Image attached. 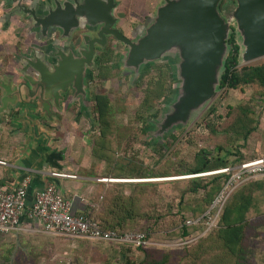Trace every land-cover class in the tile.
<instances>
[{
  "label": "rangeland",
  "instance_id": "rangeland-1",
  "mask_svg": "<svg viewBox=\"0 0 264 264\" xmlns=\"http://www.w3.org/2000/svg\"><path fill=\"white\" fill-rule=\"evenodd\" d=\"M117 2L119 27L128 39H130L132 31L149 24L157 7L162 4V0H117ZM11 7H6L3 3H0V19L2 22L6 20L4 14L11 12H8ZM235 7V0H223L220 3L219 11L221 14L225 12V15H227ZM20 16L23 18L24 25L27 21V25H22L19 19L13 20L14 26L10 29L9 39L13 44L19 37L17 48L20 51L14 55L12 65L14 63L18 64L15 58L18 53V56H21L22 51L24 52L25 49L29 51V46L25 44V41L31 38L30 35L37 36V33L31 30L29 20L24 15ZM232 34L241 53V39L235 32H232ZM117 44V42L109 44V46H112L111 51L118 55L115 62L117 64H113L112 77L101 80L95 72L86 98V101H89V99H93L94 95L99 94L106 95L109 98L111 116L105 122L107 124L106 129L102 131L95 106H86L85 109L77 102L71 108V111L70 108L66 109L67 115L70 114L71 116L72 120L70 121L73 122L70 126V132L75 136L73 143L76 147L75 153L77 156H75L82 163V159L87 158L89 155L95 158L94 152L99 148L112 161V164H108L107 160V162L101 161L100 168L96 167V174L103 176L102 178L98 177L99 181L105 180L106 184L104 188H100L93 193L90 200H94L99 196L102 197L111 185L120 183L123 185L124 193L129 194L133 185L138 182L154 184L158 192L150 189V192H148L150 199L143 200L141 205L145 209L147 207L150 210L157 209L165 217L164 221L167 222H160L154 228L151 235L148 236L149 246L146 249L147 251H161L169 254L178 253L196 240L193 238L185 241L175 234L177 229L170 230L172 223L177 225L181 221V216L178 215L179 212L176 207L179 198L187 190L191 179L200 178L205 183L212 177L203 175L205 173L184 175L174 172L181 170L185 165L191 164L201 150H212L218 145H227V149L234 154L240 150L243 156L255 157V152L258 149L255 160L264 158V89L256 85L242 86L237 90L218 89L215 97L201 110L193 114L186 124L174 127L169 133L161 136L157 134L159 124L163 121L164 115L172 111L175 102L173 96L180 87V81L175 72L180 62L179 57L177 55L167 56L170 59L165 58L157 63L150 64V69H147L149 66L146 65L141 70V76L136 78L135 73L121 66L120 58L126 54L127 48ZM258 64H264V58L249 64L239 63L238 67ZM165 65L171 67L172 70V81L167 86V89L170 88L168 93L170 96L167 99H160L159 103L157 102L158 104L156 103L148 112L143 113L141 106L148 88V82L153 79L154 82L160 83L163 77L162 74H159L160 76L153 73L151 75L147 74L151 69L155 70L158 66L166 68ZM164 68L161 71L166 72L167 69ZM245 103L251 104L255 110V118L258 119L260 124L256 134L248 140L246 147L245 145L242 147L241 142L227 144L228 137L224 134L218 133L213 136L209 132L208 126L213 124L220 127L227 124L229 122L227 113L230 109H236L239 105ZM211 108H215L214 114L209 113ZM84 113L89 115L85 125L82 118ZM217 154L218 152H214V155ZM232 159L235 158L232 157L230 160ZM248 160L243 158V162H248ZM236 165L238 164L236 163ZM139 171L143 174H149V176L143 179H137V176L132 177L133 173ZM165 171L171 172V174L163 176L158 174ZM210 172L212 171L206 173ZM113 173H122L123 175L121 178L115 179L111 177ZM153 173L155 175L150 176ZM109 180H113V182ZM134 180L141 181L132 182ZM193 200L194 198L190 202ZM93 207L92 204L90 208L93 209ZM166 213L169 215H166ZM180 213L186 218L191 216L189 212L184 210ZM198 235L200 236L201 233ZM24 236L25 239L18 242L17 240L0 238V264H140L145 259V255L141 251L129 249L123 245L85 239L50 237L42 234L26 233ZM14 242H17L20 247L19 252L14 251L11 260L9 258V261H7L5 259L8 255L7 245ZM185 263L183 258L179 257V254L170 257L169 264Z\"/></svg>",
  "mask_w": 264,
  "mask_h": 264
},
{
  "label": "water",
  "instance_id": "water-1",
  "mask_svg": "<svg viewBox=\"0 0 264 264\" xmlns=\"http://www.w3.org/2000/svg\"><path fill=\"white\" fill-rule=\"evenodd\" d=\"M3 1L6 6L14 7L6 23L13 16L24 14L31 30L43 41L52 39L56 31L70 40L79 29L87 27L93 31L103 25L101 34L107 33L127 48L120 63L124 69L135 73L136 78L141 76L144 66L177 55L180 62L175 72L180 87L173 96L172 111L165 114L159 124L157 134L161 136L186 124L215 97L232 32L241 39L239 63L249 64L264 58V0H235V9L227 15L219 11L223 0H162L149 24L133 40L111 30L115 22L114 0H51L43 10L38 8V3L27 8L19 7L22 0ZM103 42L106 44L105 39ZM58 57L54 64L53 51L41 57L32 56L25 70H14L21 82L0 79V117L10 116L12 111L25 113V108L32 106H38L47 115L54 107L60 109L64 99L70 97L73 103L80 96L87 97L79 79L84 64L91 57L84 54L82 58H74L61 52ZM47 177L41 190H29L28 209L51 181V177Z\"/></svg>",
  "mask_w": 264,
  "mask_h": 264
},
{
  "label": "trees",
  "instance_id": "trees-1",
  "mask_svg": "<svg viewBox=\"0 0 264 264\" xmlns=\"http://www.w3.org/2000/svg\"><path fill=\"white\" fill-rule=\"evenodd\" d=\"M144 27L140 26L136 30V33H138L136 37L143 31ZM228 44L230 50L221 76L219 89L237 90L247 85H256L264 89V64L239 68V47L234 41L233 34L230 36ZM117 57L118 55L114 54L111 48H107L100 55L98 64L99 79L106 80L112 77L113 64L116 62ZM165 66L166 68L158 66L155 70L151 69L147 74H162L163 77L160 83L154 82L153 79L148 82V88L141 106L143 113L148 112L160 99H167L170 96L168 94L170 88L167 89V86L172 81V70L168 65ZM150 68L151 66L147 69ZM163 68L167 69L165 70L166 72L161 71ZM165 84H167L166 87ZM94 101L95 110L100 120L102 131H104L107 125L105 122L111 116V104L109 98L103 94L96 95ZM209 113L214 114L215 108H211ZM227 117L229 118L227 124L220 127L211 124V126H208L209 132L213 136L218 133L224 134L228 137L227 144L241 142L242 147L244 145L246 147L248 140L256 134L260 126L258 119L255 118V110L250 103H245L239 105L236 109H230ZM214 152H218V154L214 155ZM94 156L97 160L108 161V164H112L109 156L99 150V148L95 150ZM232 157L235 159L230 160ZM255 157L243 156L240 150L234 154L227 149V145H218L212 150H201L191 164L185 165L181 170L179 169L180 171L178 170L174 173L198 175L233 166L236 163L241 164L243 158L244 160L253 161ZM158 174L163 176L169 175L171 172L165 171ZM122 175V173H113L111 177L116 179L121 178ZM146 175L139 171L133 173L132 177L137 176V179H143L149 176V174ZM154 175L155 173L150 176ZM211 177L205 183L200 178L191 179L187 190L182 193L176 206L179 212L178 215L181 216V221L177 225L173 223L170 225V230L177 229L175 234L183 240L188 241L195 238L196 240L192 242L193 244L173 254L161 251H147L146 247L131 248L139 250L145 255L144 262L140 264H169L170 257L176 254L183 258V261L186 262L185 264H240L239 259L244 258V255L247 254L248 242L254 235L256 225L264 224V178L248 181L240 185L228 198L219 215L216 226L203 234L206 229V213H208L228 181V176L226 175H213ZM150 189L158 192L157 187L150 182L134 184L129 194L124 193L122 184L111 185L102 197L99 196L91 200L94 207L93 209L89 208L85 214L90 219L97 221L103 231L113 232L117 235L143 234L148 240V236L151 235L160 222H167L164 221L165 217L157 209L150 210L148 207L145 209L141 205L143 200L150 199L148 194ZM192 198L194 200L190 202ZM182 210L189 212L191 216L188 218L183 217L180 213ZM166 215L169 214L166 213ZM199 233H201L200 236L198 235ZM0 238H8L18 242L19 240H24L25 236L16 233L8 236L0 235ZM17 242L7 245L8 255L5 257L7 261H9V258L11 260L14 251L20 249ZM229 260H231V263Z\"/></svg>",
  "mask_w": 264,
  "mask_h": 264
},
{
  "label": "crops",
  "instance_id": "crops-1",
  "mask_svg": "<svg viewBox=\"0 0 264 264\" xmlns=\"http://www.w3.org/2000/svg\"><path fill=\"white\" fill-rule=\"evenodd\" d=\"M117 10L118 7L115 14ZM17 18L19 15L13 16L6 25L7 19L3 22L0 19V79L12 80L14 83L21 82L14 72L19 65H12L14 55L20 51L17 48L19 37L12 44L9 34L14 26L13 20L16 21ZM27 52L25 49L21 55L28 57ZM66 100L64 99L58 111L53 108L47 115L38 106H32L25 108V113L12 111L10 116L0 117V161L5 162V165H0V189L14 191L28 178V198L29 190H41L47 175L50 176L52 172L73 175L76 179L51 178L48 183L54 184L71 203L72 214L80 215L85 214L92 206L91 195L104 188L106 183L99 181L98 177L103 176L96 174V167L100 168L101 165L100 160L89 155L80 163V159L76 157V147L73 145L75 136L70 132L73 122L70 121V114L66 113ZM86 106H95L93 99L86 101L84 107ZM82 118L85 125L89 115L84 113ZM254 230V235L248 242L247 254L239 259L240 264H264V224L256 225ZM19 233L44 235L36 220L26 218L22 220Z\"/></svg>",
  "mask_w": 264,
  "mask_h": 264
},
{
  "label": "built area",
  "instance_id": "built-area-1",
  "mask_svg": "<svg viewBox=\"0 0 264 264\" xmlns=\"http://www.w3.org/2000/svg\"><path fill=\"white\" fill-rule=\"evenodd\" d=\"M0 165H5L0 161ZM203 175H226L228 181L217 196L207 213L205 231L209 232L216 226L219 215L228 198L245 182L264 178V158L243 162ZM51 178L76 179L73 175L52 172ZM105 182V180H102ZM29 179H25L14 191L0 189V235L8 236L19 233L24 218L36 220L41 232L50 237H66L85 239L108 244L127 246L128 248L148 247L149 241L143 234L117 235L100 229L99 223L86 214L73 215L71 203L67 201L56 186L47 183L45 189L38 193L31 208H27V190ZM190 224V222H188Z\"/></svg>",
  "mask_w": 264,
  "mask_h": 264
},
{
  "label": "flooded vegetation",
  "instance_id": "flooded-vegetation-1",
  "mask_svg": "<svg viewBox=\"0 0 264 264\" xmlns=\"http://www.w3.org/2000/svg\"><path fill=\"white\" fill-rule=\"evenodd\" d=\"M0 3H3V5L6 6L3 0H0ZM34 3H38V8L43 10L44 5L46 3H52V1L51 0H22L19 7L26 6L27 8H29V6H31V4H34ZM114 4L116 5V8L113 10V14H114L113 18L115 22H114V25L111 27V30L120 32L123 34L121 27H119V21H118L119 19L116 15L117 12L115 14V11L118 7L117 0H114ZM13 9L14 7L9 8L8 12L12 11ZM20 11L22 13L23 9H20ZM7 14L8 13H5L4 16ZM5 18L7 19L8 17L5 16ZM17 19H19L20 20L19 22L22 23V25H24V23L22 22L23 18L21 16ZM25 23L26 24L24 26L27 25V21ZM102 28H103V25L98 26L93 31L89 30L87 27L79 29L76 33L72 35V38L70 40H68V38H62L61 32L59 31L54 32L52 35V39H50L49 41L40 40L38 34L37 36L32 34L30 35L31 38H28V40L25 41V44L29 46V51L27 52L29 56L28 57L25 55L15 56L16 61L19 65L18 69L25 70V65L28 63L30 58H32V56L41 57V55H45V53L52 52V51L54 53V64H57L58 60L60 59L58 57L60 52L67 56L71 55L74 58H76L77 56H79V58H82V56L84 57V54L89 55L91 58L89 62L84 64V67H83L82 73L80 74V79H79L80 85L84 88V90L87 93V91H89V87L92 85L93 75L95 72H97L100 55L107 48L112 49V46H109V44L111 43L115 44L116 42L115 39L112 36L108 35L107 33L102 32L101 34ZM137 34L138 33H136V31H132L130 39L131 40L135 39L134 37H136ZM104 39L106 40V44H104L103 42ZM117 45H122V44L118 43ZM30 54H32L31 57H30ZM44 58H45V61L47 62L48 59L46 57ZM95 96L96 95H94L93 97V101H94ZM86 98L80 96L76 99L78 101L73 102L72 104V101L69 97V99L66 100L68 101L66 103L68 106L67 107L64 106V107H66V109L70 108L69 110L71 111V108L74 106V104L78 102L81 104L83 108L86 109V107H84ZM54 110L58 111L55 107H54Z\"/></svg>",
  "mask_w": 264,
  "mask_h": 264
},
{
  "label": "bare ground",
  "instance_id": "bare-ground-1",
  "mask_svg": "<svg viewBox=\"0 0 264 264\" xmlns=\"http://www.w3.org/2000/svg\"><path fill=\"white\" fill-rule=\"evenodd\" d=\"M110 181V180H109ZM138 181H141V180H134L132 182H138ZM142 181H150V180H142ZM152 181V180H151ZM110 182H113V180H111ZM129 182V181H128Z\"/></svg>",
  "mask_w": 264,
  "mask_h": 264
}]
</instances>
